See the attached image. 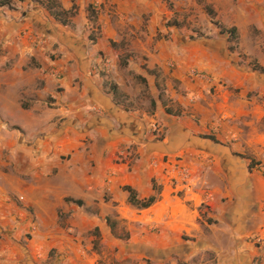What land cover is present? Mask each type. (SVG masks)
<instances>
[{"label":"crops","instance_id":"crops-1","mask_svg":"<svg viewBox=\"0 0 264 264\" xmlns=\"http://www.w3.org/2000/svg\"><path fill=\"white\" fill-rule=\"evenodd\" d=\"M91 1L86 0L80 12L87 11L88 2ZM147 1L130 0L139 7L147 5ZM246 3L232 8L234 23L223 25L237 30L235 50L229 49L228 35L217 31L215 39H210L207 45H196L193 48L194 59H188L185 73L176 75V78L182 79L184 88L194 91L189 95L190 99L174 92H170L171 98L178 100L185 108L189 100H192L191 117H196L198 123L191 121L187 113L189 110H182L180 116L172 115L169 103L159 98V90L155 86L157 75L150 76L148 72L155 64L145 62L144 69L139 59H131L128 68L132 70L131 77L144 82L147 80L151 86V94L154 96L151 103H155L157 120L167 126L168 131L177 123L176 137L164 142L148 138L147 127L152 119L141 107L145 103L137 102L134 99L137 95L132 97V93L122 85L124 79L118 81L114 77H100L90 73L83 81L84 72L68 63L50 71L45 65L26 70L24 67L31 59H19V81L11 83L15 87L0 83V111L4 113V117L0 116V264H120L122 257L140 259L150 255H158L155 264H166L168 258L174 255L186 261L192 260L200 251L207 250L216 253L217 264H233L231 229L220 227L216 230L201 215V212H205L200 208L203 186L194 183L193 179L192 183L182 185L183 193L179 195L169 183L165 184L167 176L162 171L164 167L160 160L161 156L167 154L175 163V157L181 156L183 168H179L180 171L193 170L197 177H207L211 182L215 176L228 171L234 175H243L246 183L248 163L244 154L249 153L258 160L264 158V130L257 129V124L264 119V102L263 105L254 102L251 106L255 117L251 120H241V115L246 116L249 110L234 105L235 89L242 88L240 86H244L245 79L264 78V72L252 67L258 65L264 68V56L260 52L261 39L254 30H264V0H248ZM61 4L63 9L69 10L70 5L64 0ZM134 9L140 10L138 7ZM0 16L3 18L0 19V29L8 21L13 22L5 12H1ZM242 52L251 56V59L241 63ZM205 55L207 59H203ZM43 60L45 64H53L48 59ZM76 60L78 63L89 60V71L94 61ZM250 60L254 61L252 66L249 65ZM27 75H31V78H26ZM36 75L46 84L38 91L32 87L26 89L30 90L27 93L36 94L37 102L33 103V108H40L44 97L54 92L53 86L58 82L65 87L64 95H69L74 102L55 113V116L69 114L74 119L61 122V130L58 131L52 130L58 122L49 121L51 124L47 127L50 128L47 136L37 137L33 143L20 142L15 128L9 131L3 129H7L8 124H19L23 106L16 94L27 85L26 79H30L31 83ZM77 78L80 83L75 82ZM112 80L119 84L123 94L129 96L126 100L128 111L121 102L117 104L114 101L113 91L109 88ZM250 88L258 92L259 96L264 94V83H253ZM142 89L143 86L138 92ZM93 97H98V100ZM238 101L244 104V108L249 107L245 99ZM88 102L107 111L108 114L102 117L106 122L95 124L85 134L78 133L72 129V125L80 119L78 112H83L86 119L93 118L88 109L82 108ZM125 111L129 114H125ZM33 120L36 128H43L45 120L41 116L35 115ZM248 126L251 128L249 132ZM95 129L99 130L103 140L109 139L103 146L106 154L100 157L95 154L92 157L83 147V139L94 136ZM205 135H212L215 140L204 138ZM97 137L100 135L97 134ZM119 156H122L121 159H129L130 166L129 162L117 163ZM95 158L97 166L93 174L89 175V167L92 165L90 161ZM53 173H56L55 176ZM112 173L114 177L108 178ZM251 175L252 191L256 195L262 192L259 197L264 200V177L255 173ZM25 177L28 179L25 180ZM105 178H108L106 182ZM111 182L114 188L119 185L131 186L139 199L155 197L154 202L146 208L131 204L124 211L118 209L115 219L125 220L122 222L125 232L131 234L127 240L113 231L112 222L109 223L106 215L100 217L83 211L78 205L65 200L68 196H82L80 192L100 190L102 193L104 184ZM161 183L164 186L158 191ZM236 186L243 190L247 188V183L240 181ZM123 196L128 199L129 193L124 192ZM208 197L209 194L206 200ZM210 214L207 213L208 216ZM86 225L88 228H85ZM91 228H95L99 236L86 232V229ZM26 232L32 235L30 240H26L28 243L25 247L23 238ZM258 241L261 251L258 256L264 261V224ZM244 242L234 244L237 252L244 250ZM96 245L100 246L99 250L95 248Z\"/></svg>","mask_w":264,"mask_h":264},{"label":"rangeland","instance_id":"rangeland-1","mask_svg":"<svg viewBox=\"0 0 264 264\" xmlns=\"http://www.w3.org/2000/svg\"><path fill=\"white\" fill-rule=\"evenodd\" d=\"M58 1L60 7H57V0H8L9 5L0 8L1 12H5V15H8L13 20V22L8 21L5 23V27L0 29V83L3 86L15 87L11 83L16 80L19 81V59H31V62L24 67L26 70L45 65L48 68L47 70L50 71L68 63L73 65L76 70L84 72L83 81L88 78L90 73L100 77H114L118 81L124 79L122 85L132 93V97H134V94L137 95L134 98L137 102L142 101L145 103L141 107L146 111L147 116L152 119L147 127L148 138L164 142L166 139H174L176 137L174 135L177 133V123L168 131L167 126L157 120L155 103H151L154 97L151 94V86L147 80L144 82V80L131 77L132 70H128L131 59L132 61L136 59L138 61L139 59L142 63L141 67L144 69L143 63L145 62L146 64L148 62L155 64L152 70L148 72L150 76L157 75L155 86L159 90V98H163L169 103L172 115L180 116L182 110H189L187 113L191 121L198 123L196 117H191V108L194 104L192 100H189V104L185 108L178 100L171 98L170 92L189 98L192 90L194 91V89L184 88L182 79L176 78V75L185 73L188 59H194L193 54L195 52H193V48L196 45H207L210 39H215L214 34L216 35L217 31H219V27L215 23H220L221 25L234 23L232 8L237 5L247 4L248 0H148L146 2L147 5H140V7L136 2H130V0H93L88 2L89 5L85 12H80V7L84 5L86 0H64L67 5H70L69 10L62 8L61 1L63 3V0ZM141 6L144 8L141 9ZM50 7L53 9V13H57L68 24L64 25L58 21L51 14ZM134 7H138L140 10H135ZM145 9L146 11H144ZM62 10H64L63 13ZM0 19L3 20L2 16H0ZM254 30L259 33L261 39L260 52L264 56V30L261 28H254ZM240 56L242 58L241 63L251 59V56L245 52H242ZM43 59H48L53 64H45ZM76 59H93L90 71L88 70L89 60L84 63L81 61L78 63ZM203 59H207V56L205 55ZM253 62L250 60L249 65L252 66L253 64L251 63ZM164 73H166L165 76H163ZM117 75H119L118 78ZM57 76L56 78L59 79ZM26 78H31V75H27ZM26 80L27 85L20 88L19 93L16 94L18 101L23 106L21 120H19V124H8L7 129L3 130L9 131L15 128L19 134L20 142L33 143L37 137L48 135L50 128L47 129V127L50 122H58L52 128V130L58 131L61 130V122L74 119V116L70 117L69 114L67 116L61 115L62 117L57 114L55 116V113L67 108V105L74 102V100H71L68 97L69 95H64L65 87L57 82V85L53 86L52 92H54L44 97V100H42L44 102L39 105V109H34L33 103L37 102L36 94L27 93L30 90L26 89L32 87V89L38 91L46 83L38 79L37 75L31 83L30 79ZM112 81L113 83L109 88L113 91L114 101L117 104L121 102L123 108L128 111L126 100L129 96L119 90L118 83H114V80ZM75 82L80 83L79 78ZM253 83L263 84L264 78L245 79L244 86H240L242 87L240 89H235L234 105L236 108L240 107L249 110L246 116L241 115V120L245 118L248 120L255 119L251 106L254 105V102L261 105L264 102V94L259 96L258 92L249 90ZM138 84L141 85L140 87L143 86V89L139 90V92L138 89L140 87H138ZM210 93L213 94V90ZM40 98L42 99L43 97ZM93 98L96 101L98 100V97ZM240 99L248 101L249 107L244 108V104L238 101ZM78 103H80V100ZM204 105L206 104L204 103ZM94 106H96L97 110H93L92 107ZM84 107L82 108L88 109L93 118L89 120L87 117L86 119V115L83 112H78L77 116L80 119H78L76 124L72 125L73 130L83 134L92 130L91 128L95 124H105L106 121L102 120V117L108 114L103 107L94 103L88 102L86 105L84 103ZM126 111L125 114H129ZM35 115L41 116L45 120L43 128L39 129L34 126L33 119ZM0 116L4 117L2 111H0ZM154 123H160V131L154 130ZM257 125V129L263 131L264 119ZM237 127L240 128L239 126ZM249 131H251L250 126H248ZM97 134L100 137H97ZM93 135L83 139V142H85L83 147H86V151L92 157L94 154L98 157L101 154L105 155L106 152L105 150L103 151V146L109 139L103 140L98 129L94 130ZM244 156L247 158L248 163L246 168L248 181H245L247 188L243 190H239L238 186H236L240 181L246 184L244 183V176L239 175L238 171L236 175L226 171L221 175L215 176L214 181L211 182L207 177H197L193 170H188L183 174L179 169L180 167L182 168L181 156H174V163L171 156L165 154L161 156L160 161L164 167L162 171L167 176L165 184L169 183L175 189V192H179V195L183 193L181 190L182 185L190 184L191 181L195 180L194 183L203 186V191H201L203 199L200 208L205 212H201V215L216 230L220 227L231 229L233 233L231 246L233 248V264H264L261 256H258V253H261L258 238L261 235L264 224V200L259 197L262 192L259 194L257 191L256 193L259 195H256L252 191L253 183L251 178L252 173L264 177V158L258 160L249 153H245ZM68 157L70 158V156ZM121 157H118L117 163L129 162V159H121ZM250 159L255 160L253 169H250ZM90 162L92 165L89 167V175H92L93 169L97 166V159L95 158ZM243 163L244 161H242ZM130 164L131 162H129V166ZM231 164L234 165V163ZM56 173H53V176ZM113 177V173L108 176L111 179ZM108 178H105V182ZM27 179L28 177H25V180ZM153 183L157 185L155 180H153ZM111 184L112 182L104 184L102 193L100 190L80 192L82 196H68L65 200L78 205L83 211L92 212L97 216L100 215V217L106 215L109 218V223L110 221L112 222L113 231H117L124 240H127L131 234L125 232L122 223L125 220L119 221L115 218L118 216V209L124 211V208L131 205L129 198L126 199L123 196L124 192L126 194L128 192L124 189L126 185H119L114 188ZM163 184L161 183L157 188L158 191L162 189ZM213 186L216 188L215 190H213ZM208 194L209 197L206 200ZM208 212L211 213L210 216L207 215ZM85 228H88V226L86 225ZM94 229H86V232L99 236L97 230ZM24 235L23 244L26 247L28 243L26 240H30L32 234L26 232ZM242 241H245V248L241 252H237L234 244ZM99 247V245L95 246L97 250H99ZM250 253L253 254V258ZM122 258L120 264H140L141 262L155 264L159 257L158 255L153 257L150 255L149 257L143 256L140 259ZM217 259L218 256L215 252L207 250V252L200 251L193 256L192 260L186 261L174 255L172 258H168L166 264H217Z\"/></svg>","mask_w":264,"mask_h":264},{"label":"trees","instance_id":"trees-1","mask_svg":"<svg viewBox=\"0 0 264 264\" xmlns=\"http://www.w3.org/2000/svg\"><path fill=\"white\" fill-rule=\"evenodd\" d=\"M58 2L59 1L57 0V2H56L57 7H60ZM7 5H9L8 0H0V7L1 6H7ZM50 9H51V11H50L51 14L54 15L55 18L58 21H60L64 25L68 24L66 22V20L65 19L62 20L61 17H59L57 13H53V9L51 7H50ZM63 12H64V10H62V13ZM215 25L217 27H219L218 29H219L221 34H227L228 35V46H229V49L232 50V51L235 50L236 42H237V36H238L236 28L235 27L226 28L223 25H221L220 23H215ZM253 68L256 69V70H260L261 72H264V68H262V67H260L258 65H253ZM204 138H210L212 140H215V137L212 136V135H205ZM250 161H251V163L249 164L250 165V169H253V166H255V160L254 159H250ZM124 189L129 193V202L132 205H135V206H138V207H142V208H146V207H149L155 200V197H150V198L145 199V200L139 199L136 191L129 185H126L124 187Z\"/></svg>","mask_w":264,"mask_h":264},{"label":"built area","instance_id":"built-area-1","mask_svg":"<svg viewBox=\"0 0 264 264\" xmlns=\"http://www.w3.org/2000/svg\"><path fill=\"white\" fill-rule=\"evenodd\" d=\"M93 110H97V108L94 107ZM153 127H154V130H156V131H160V124H159V123H156V124L154 123ZM180 168H181V167H180ZM182 168H183V167H182ZM182 168H181V169H182ZM186 171H188V170H184V171L182 170L183 174L186 173Z\"/></svg>","mask_w":264,"mask_h":264}]
</instances>
